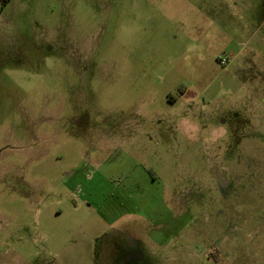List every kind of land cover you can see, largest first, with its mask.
Masks as SVG:
<instances>
[{
	"label": "rangeland",
	"instance_id": "1",
	"mask_svg": "<svg viewBox=\"0 0 264 264\" xmlns=\"http://www.w3.org/2000/svg\"><path fill=\"white\" fill-rule=\"evenodd\" d=\"M0 264H264V0H11Z\"/></svg>",
	"mask_w": 264,
	"mask_h": 264
},
{
	"label": "trees",
	"instance_id": "2",
	"mask_svg": "<svg viewBox=\"0 0 264 264\" xmlns=\"http://www.w3.org/2000/svg\"><path fill=\"white\" fill-rule=\"evenodd\" d=\"M11 0H0V12L4 10V8L7 6V4ZM181 94L184 92L182 89L180 90ZM210 257H216V250L210 253Z\"/></svg>",
	"mask_w": 264,
	"mask_h": 264
},
{
	"label": "built area",
	"instance_id": "3",
	"mask_svg": "<svg viewBox=\"0 0 264 264\" xmlns=\"http://www.w3.org/2000/svg\"><path fill=\"white\" fill-rule=\"evenodd\" d=\"M220 62H221L222 65H226L227 59H221Z\"/></svg>",
	"mask_w": 264,
	"mask_h": 264
},
{
	"label": "crops",
	"instance_id": "4",
	"mask_svg": "<svg viewBox=\"0 0 264 264\" xmlns=\"http://www.w3.org/2000/svg\"><path fill=\"white\" fill-rule=\"evenodd\" d=\"M186 93V91L184 90V92L181 94V96H183ZM174 101V100H173Z\"/></svg>",
	"mask_w": 264,
	"mask_h": 264
}]
</instances>
